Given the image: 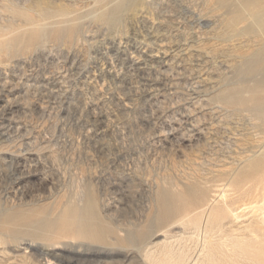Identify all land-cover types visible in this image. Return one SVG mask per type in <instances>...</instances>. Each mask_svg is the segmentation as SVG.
Segmentation results:
<instances>
[{
	"label": "rangeland",
	"instance_id": "1",
	"mask_svg": "<svg viewBox=\"0 0 264 264\" xmlns=\"http://www.w3.org/2000/svg\"><path fill=\"white\" fill-rule=\"evenodd\" d=\"M95 1L97 6L93 5ZM99 1L102 0H0V39H8L10 43L0 53V209L17 213L38 199H47L55 206L72 201L83 207L82 196L94 193L90 197H95L98 203L101 229L113 232L101 238L54 244L50 257L37 250L44 242L57 241L48 231L44 235L20 236L15 243L19 247L8 250L7 257L18 256L25 264H81L84 256L75 252L94 253L99 248L106 250L102 255L106 261L123 260L133 249L127 242V233L133 226H148L160 187L183 191L188 183L203 187L227 183L228 173L238 167L241 157L249 154L251 140H257L262 133V123L252 112L231 110L210 99L211 92L221 88V78L230 75L229 67L240 62L237 55L250 51L243 45L245 38L235 37L230 43L228 37L222 36L224 21L232 8L221 7L217 0H147L154 16L164 20L163 28L151 30L159 36L162 53H170L177 47L200 46L214 59L186 58L167 69L157 62H148L140 71L131 63L134 51L141 50L140 45L122 42L124 50L117 51L107 42L110 31L88 17L86 12H93L95 7L98 10L113 0H107L106 4ZM81 11L85 17L80 22L62 19L64 12L74 18L81 16ZM33 21H47L49 30L40 45L31 47L29 40L33 33L25 30ZM73 24L79 25L73 45L67 43V37L56 38L57 29ZM137 28L148 31L142 24ZM130 29V23L125 21L114 34ZM236 41H242L243 46L231 47ZM164 76L173 82L171 89L164 85ZM154 81L159 82V87L153 86L158 89V98L149 95ZM123 103L128 106L124 108ZM106 113L119 124L103 138L96 137L94 120ZM259 160L264 164L263 157ZM258 173L259 169L250 171L242 189L228 187L231 193L228 195L234 199L232 208L242 216L237 226L249 220L254 208H264V177L256 180ZM209 200L210 208L221 202L212 194ZM252 200H256L255 205ZM210 212L207 209L200 215L202 221L195 225L186 223L187 227L177 223L178 217L152 225L149 236L160 229L163 236L159 239L160 246L148 250L151 257L157 258L155 261L161 259L166 246L170 251L186 254L187 264H202L208 242H214L226 251L220 256L226 259L232 249L225 245L235 236L220 231L221 227L207 228ZM25 242L32 243L35 250L27 248ZM86 244L92 248L78 249V245ZM145 253L142 258L135 254L127 264H154ZM240 264L252 261L241 258Z\"/></svg>",
	"mask_w": 264,
	"mask_h": 264
},
{
	"label": "bare ground",
	"instance_id": "2",
	"mask_svg": "<svg viewBox=\"0 0 264 264\" xmlns=\"http://www.w3.org/2000/svg\"><path fill=\"white\" fill-rule=\"evenodd\" d=\"M106 1L107 0H102L101 2L99 1V3L103 4ZM217 1H218V4L223 8H232V12L230 13L229 17L226 18V20L224 21V26L222 29V36L228 37L227 42H230V43L235 41V40H233L235 37L245 38L246 39L245 44H243L242 41H238V42L236 41L235 44H232L230 46L231 47H238V46H241L243 44V45L248 46L250 48V51L240 52L239 55H237L238 58H240V62L237 65H233V66L229 67L231 69V73H229L230 75L223 77V79L221 78V81H222L221 88L219 90H215V91L211 92L212 94H210V95L211 96L213 95V97L210 96V99L224 104L227 108H229L231 110H235V111L246 110V111H250L253 114H255L257 116V118L262 123V133H260L261 136L258 139L255 138V139H257L255 141L251 140V143L248 141L250 143L249 148H248V150L246 149V147L244 149H246L249 152V154L244 156V157H241L238 160V167L233 166L235 168V170L230 171L228 173V175H230V180L227 181V183H223V184L221 183V184H216V185H212V186L209 185L210 187H203V186L198 185V184H189L188 183V185H186V187L184 188L183 191H178L177 189H173V190L167 189L166 187L164 188V187L159 186L160 188L158 189V192L156 190V192H157L156 198L154 197L155 198L154 211L151 213V215L148 217V220H147L148 226L145 225L142 228H140V227L137 228V226H133L132 229L134 231L131 230L130 232L127 233V242L130 243V245L133 247V249L130 250L132 252L126 253L123 260H118V261L113 260L112 262H108L102 258V255L104 253H107V252H105L106 250H104L103 248H99L96 251H94V253H90V252H86V251L75 252V253H79L82 256H84V259L81 262V264H109V263L127 264L130 261V259H132L133 257H136V255H137V257L142 258L144 255V252H146L145 255H146V257H148L149 260H151L152 262L154 261L153 262L154 264H187L188 257L186 254H184L182 251H178V252L170 251L169 250L170 247H166V246L162 250V254H161L162 258L155 261L157 258L151 257L150 252H148V250L160 246L159 239L163 236V229L158 230L156 233L151 234L150 236H149V230H150L152 225L165 224L168 221H171L172 219H174L175 217L179 218L177 223L180 222L181 225L186 224V223H189V224L193 223L195 225V224L199 223L200 220L202 221V219H200L201 218L200 215L202 216V214L205 213L207 211V209H210V211H211L209 214V217H208V221H207V228L215 230V228L217 229V227H221L220 231L223 230L225 232L232 233V235L235 236V239L230 240L231 242L227 245L224 244L225 247L227 246V248L230 247L232 249L229 253L230 255L226 254V259H221V257H220L222 254L225 255V253H226V251L223 250L221 246H217L214 242H208V247H207L208 249L206 251V254H205L206 256H205L204 261L202 260L203 261L202 264H240L241 258L242 259H250L252 261V264H264V208H259V209L254 208L253 212H252V216L249 218V220L242 222L241 225L239 224L240 226H237L236 223L240 221V218L242 216L241 215L239 216V214L236 212V209L232 208V206L234 204V199H233L232 195H228V193L232 189L231 186L236 187V189H238V190L242 189L243 183L248 178L250 171H253L255 169H259V173L255 177L256 180H260L261 178L264 177V164L262 163L261 160H259V158L260 159L262 157L264 158V0H217ZM95 3H96V1L94 2L93 5L97 6V4H95ZM104 4H106V3H104ZM150 6H151V4H150ZM90 8H88V9H90ZM95 10H94L95 12L93 10H92L93 12H91V11L90 12L85 11V12L88 13V17H91V19L94 20L96 23L106 27L110 31V36L108 37L107 42L109 44H111L117 51L121 52L124 50L121 47L122 42H124V43H135V44L140 45L141 50L140 51L135 50L134 51L135 56L133 58L131 57L132 58L131 63L140 71L143 70V66L146 65V63H148V62L152 63V64L157 62V63H159V65H161L162 67L167 69V68H170L171 66H173L174 62L176 63L177 61H181V60L184 61V59H186V58L189 60H193V58L202 57L208 61H211V60L213 61V59H214L213 57H211V55L204 48H202L200 46L194 47V46L188 45V46H183V47H177L173 51H171L170 53H164V52L162 53L161 48H160L161 46L158 45L159 36L156 35L151 30H153L154 28H157V27L163 28L164 20H162L159 17L154 16V14L151 12V9L149 7L147 0H113L110 4L101 5L98 10H97V7H95ZM76 12H75V14L78 15V12L77 13ZM82 12L83 11H81L80 13H82ZM70 15H71V13L64 12L61 15V16H63L62 17L63 21L64 22L77 23V22H80L79 21L80 19L85 17L84 12H83V14H81V16L79 15L77 17L75 15L74 18ZM28 16H26V17H28ZM164 19L166 20L167 18H164ZM125 21L130 23L131 29L129 31H127V30H125V31L121 30L120 31L119 30V33H118L119 35L118 34L115 35L114 33H117L118 28H120L122 26V23H124ZM46 22H34L33 21V22L29 23V26L26 28L25 31L28 33H33L30 36V40H29L31 47L32 46H38V45H40V43L43 40H45V37L47 36L48 30H49L48 24ZM54 24H56V23H54ZM139 24L145 25L148 28V31L147 32L139 31V29L137 28V26ZM55 32H57L56 38L59 39L62 37H67V43L69 45H73L75 43V37L79 33V25L73 24L69 28H59ZM195 42H197V41L195 40ZM8 45H10L8 39H0V53L3 52L4 50H6ZM126 47H127V45H126ZM218 47H220V46H218ZM240 50H242V48ZM244 50H246V49H244ZM222 52H223V50H222ZM125 54H126V52H125ZM197 67H196V69H197ZM113 72H115V71H113ZM144 73H145V71H144ZM104 75H105V73H104ZM114 75H115V73H114ZM146 75H144V76H146ZM188 75H190V73ZM200 75L201 74H199V76ZM101 78H103V77H101ZM117 78H118V76H117ZM151 78H153V77H151ZM168 78L164 76L162 78V81L164 82V85H167L168 88L171 89L173 87V84H172L173 82L169 81ZM93 79H95V78H93ZM219 79H220V77H219ZM195 80H194V82H195ZM155 81H154V84H152V89H149L150 90L149 95L151 97L156 96V98H158L157 95H159V94L156 91L158 89L154 90L153 86H155L157 84L159 85V82L157 83ZM130 82H128V83H130ZM199 82L200 81H198V83ZM205 82H208V81L206 80ZM150 84H151V82H150ZM190 84H191V82H190ZM126 85H129V84H126ZM158 85H157V87H159ZM197 85H200V84H197ZM177 86H179V85H177ZM146 88H147V85H146ZM135 91H137V90H135ZM203 95L204 94H202V96ZM203 97H201V98L203 99ZM145 98H147V97H145ZM156 101H158V100H156ZM197 104H199V103H197ZM122 106L124 108H126L128 106V104L123 103ZM213 107H214V105H213ZM233 116H235V115H233ZM110 117H111V115H107V113H106V115L99 116L98 119L94 120V126L96 129V137L103 138L104 136L108 135L112 131V129L114 127H116L117 124H119V121L112 120ZM228 117H227V119H228ZM230 117L232 118V116H230ZM232 121L233 120H231V122ZM241 121L243 122V120H241ZM216 123H217V121H216ZM239 123H241V122H239ZM239 123L237 125H240ZM244 123H246V121ZM247 124H248V121H247ZM233 126L234 125H232V128H233ZM196 131H198V130H196ZM198 132H200V131H198ZM245 132H244V134H246ZM244 134H242V135H244ZM247 136H249V135H247ZM228 137L230 138V136H228ZM241 137H243V136H241ZM229 138H228V140H230ZM245 139H247V138L245 137ZM249 139H250V137H249ZM235 142H237V141H234V143ZM236 144H238V143H236ZM234 146L235 145H233V147ZM240 148H242V147H240ZM240 148H239V150H240ZM234 149H236V148H234ZM47 153H49V152H47ZM239 155H240V153H239ZM234 161H235V159H234ZM206 162H207V160H206ZM223 162H225V161H222V163ZM229 162H231V160ZM204 164H206V163H204ZM230 166H232V165L230 164ZM213 167H215V166H213ZM227 167L229 168V165ZM200 168H202V167H200ZM217 168H219V167H217ZM224 168H226V166L223 167V169ZM230 168H229V170H230ZM226 170H227V168H226ZM220 171H222V170H220ZM220 171H219V173H220ZM187 172L185 174H187ZM219 173H218V175H220ZM225 173H224V175H225ZM213 174H215V173H213ZM224 175H223V177H224ZM187 177H189V176H187ZM191 177H192V175H191ZM228 187L230 190H228ZM174 188H176V187H174ZM257 190H256V192H258ZM233 192H235V191H233ZM210 194L213 195L214 199H216V200L220 199V201H221L220 204L215 208L214 207L210 208L211 207L210 200H209ZM229 194H231V193H229ZM252 194H254V192ZM90 195L91 194H87V195L85 194L82 196L83 201L85 202V205L83 207L77 206V204L72 202V201L68 202L67 204L62 205L60 203L59 205L55 206V204L47 202V199H40V200L38 199L37 201H35V203L29 204L27 209L20 210L17 213L10 214V213H8V211H3L0 209V264H25L24 260H19L18 256H13L12 258L7 257V256H9L8 250H12V248L16 249L19 247V246H16L15 243H16V239L20 236L44 235L48 231V233L51 234L53 237H55V240L57 239V241L50 243V244H46L44 242L42 245H39V247H37V250L40 252V254L42 256L50 257L51 253H52L51 247H53L54 244H62V242H70V243H75V242H79V241L81 242V239H88L89 240L90 238H101V237H105V236H108L111 233H113L112 231L111 232L108 231L107 233L102 231L100 222L98 220V208H99L98 203L95 200V197L93 199V197H90ZM92 195H95V194L93 193ZM236 195H238V194L236 193ZM236 195H234V196H236ZM256 197H258V195ZM249 198H250V196H249ZM263 198H264V196H263ZM216 200H214V201H216ZM252 201L255 205L254 201H256V200H252ZM243 206H245V205H243ZM206 207H209V208L206 209ZM250 207L252 208V206H250ZM192 214H193V217H191ZM131 224H133V223H131ZM187 226L188 225L186 224V227ZM191 226H190V228H191ZM194 230H195V228H194ZM202 230H203V228H202ZM210 240H212V239H210ZM24 245L27 246V248H30L31 250H35V247L33 246L32 243L25 242ZM85 246H86V249H88V250L92 248V246H90V244H86L84 246L78 245V249H79V247L83 248ZM78 249H76V250H78Z\"/></svg>",
	"mask_w": 264,
	"mask_h": 264
}]
</instances>
